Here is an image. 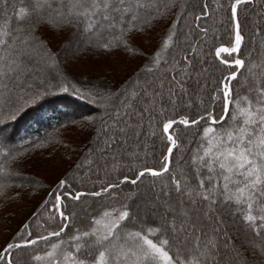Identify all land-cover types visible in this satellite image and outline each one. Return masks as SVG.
<instances>
[{"label":"trees","instance_id":"16d2710c","mask_svg":"<svg viewBox=\"0 0 264 264\" xmlns=\"http://www.w3.org/2000/svg\"><path fill=\"white\" fill-rule=\"evenodd\" d=\"M130 1L133 5L123 1L119 7L117 0H0V188L16 183L9 169L14 157L64 125L79 122L83 117L93 120L90 128L83 127L75 133L83 137L84 144L79 141L81 145L75 146L82 149L81 155L74 163L70 183L61 181V192L56 194L54 205H50L54 216L50 217L53 223L48 224L56 226L64 219L70 224L59 237L45 234L30 243L21 241L24 229L20 233L18 230L11 240H19L4 247L6 254L0 264H40L50 245L64 238L70 251L71 242L74 244L76 264H114L109 242L115 237L122 240L128 233L133 235L135 246L142 253L141 264H165L155 251L157 248L169 264H207L196 251L174 244L176 236L166 222L155 223L151 215L140 225L131 221L129 201L135 195L127 199L131 191L128 190L145 185L152 194L151 186L160 188L161 182L172 190L189 191L187 200L197 204L193 215L199 223L203 209L214 207L210 211L212 220L201 225L205 235L216 224V218L223 217L231 224V244L242 250L234 254L233 264H264V75L259 64L264 59V49L257 42V36L264 35V0L241 2L236 20L233 7L237 0ZM41 14L42 18H49L44 23L57 20L79 28L63 29L65 34L66 30L72 32L69 39L62 40L69 44L66 49L64 44L58 50L53 49L54 40L49 46L34 36L33 23L36 15ZM187 14L189 39H185L188 28L182 27ZM235 21L241 39L240 54L245 61L225 98L224 83L235 68L233 53L224 47L230 46ZM56 28L60 27L56 25ZM144 32H150L149 40L140 36ZM167 36H170L168 41ZM131 38H138L146 52H133L142 63L126 83L98 90L100 85L89 89L66 79L36 94L21 108L8 110L6 101L20 84L37 77L40 71L48 78L62 72L64 66L55 62L59 61V55L69 52L74 54L73 58L81 51V55L90 56L93 51L86 49L85 43L104 51L126 49L125 44ZM152 74L155 76L151 77ZM97 75L102 81L103 75ZM148 77H151L148 85L134 91V85L140 81L146 83ZM73 100L87 108H78ZM225 102L227 114L221 122H216L223 115ZM5 110L9 117H4ZM173 120L197 122L170 125L174 146L169 170L143 174L135 183L128 181L126 178H136L144 169L165 166L169 140L164 125ZM128 124L129 129L115 138L118 128ZM134 149L140 151L131 155ZM87 179L92 182L87 183ZM81 185L99 187L97 191L104 193L87 196L107 199L117 221L107 232L96 231L87 224L81 239L77 234L71 241V235L78 233L72 229L79 230L80 226L79 219H73V203L81 201L76 194L81 192ZM212 189H219L218 195H211ZM238 190L242 194L237 199L228 197L229 192ZM46 204L47 201L42 206ZM223 204L249 232L234 226ZM68 211L71 214L67 215ZM91 212L85 214L84 220L92 219L93 224ZM47 219L50 220L48 216ZM42 226L37 232L34 223L28 234L40 235L50 230L45 223ZM43 240H47L46 245ZM219 250L224 254L223 248Z\"/></svg>","mask_w":264,"mask_h":264},{"label":"rangeland","instance_id":"374dc122","mask_svg":"<svg viewBox=\"0 0 264 264\" xmlns=\"http://www.w3.org/2000/svg\"><path fill=\"white\" fill-rule=\"evenodd\" d=\"M37 1L43 2L45 0ZM123 1L129 5H133L130 0H117V6L120 7ZM138 5L139 4H137V6ZM38 15H36V21L33 23L34 36L36 38L43 39V42L49 46L54 40L55 46L53 49L58 50V47H62L63 44L66 49V45L68 46L69 44L62 40L65 38L66 40L69 39L72 32L70 30H66L67 32L65 34L63 29L65 30L66 27H73L79 30V28H77L73 23H58L57 20H54V18L51 17L50 18L56 23L52 21L44 23V21L49 18H42L44 17L43 14H41V16ZM107 15H109V13H104V16ZM178 15L179 12L174 20L178 17ZM65 20L67 21V19ZM188 20L189 14L185 15L182 26L184 29L188 28L186 29L185 39H189L191 35L189 27L187 26ZM56 25L60 28H56ZM170 32L171 26L169 34ZM149 34L150 32H144V34L140 36L149 40ZM263 37L264 35L261 33L257 36V42L259 48L261 49H264ZM165 39L166 41H168V39L170 40V36H167ZM154 43L155 42L153 40L151 44L154 45ZM230 43V47H238L239 37L233 35ZM85 45L87 46L86 49L93 51L90 56L81 55V51L76 53L73 58L72 56L74 54L72 55L69 52L65 53V56L59 55V61L55 62L64 66L61 69L62 72L60 74H55L52 78H48L46 74L40 71L38 72L37 77L32 76L30 81L20 84L19 88L15 90L11 97H9L6 101L8 110L14 111V109L21 108L36 94L46 89H51V87L57 86L61 81H66V79H73L79 85L89 89L97 85H100L98 90L104 88L107 89V87H115L117 85V87H119L120 84L126 83L129 79L128 77L134 70H136L139 64L142 63L141 58L133 52H135V50H143L146 52V48L141 44V42H139L138 38H131L128 40L125 44L126 49L122 48L121 50L112 49L110 51H104L101 49H93V45H90L89 43H85ZM238 49L240 51V47H238ZM161 51L162 49L160 52ZM239 51L233 52V64L235 69L238 65L244 62L245 59ZM259 64L264 75L263 58L260 59ZM137 70L139 71L140 69ZM98 73L103 75L101 77L102 81H99V77L97 75ZM136 73L137 72H135V74ZM253 74L257 76V74ZM153 76H155V74L151 75V77ZM150 78L148 77L147 82L145 81L146 83H143L142 81L136 83L137 86L134 85V91L137 90L136 87L145 86L146 84L148 85V82L151 81ZM260 80L261 79H258V81ZM229 82L228 78L225 85H228ZM66 83L71 85L68 81ZM155 97H157V95ZM4 112H6L4 117L10 116V113L7 115V110ZM136 117L138 119L140 116L137 114ZM88 118L89 119L87 120L86 117H83L81 121L76 122L77 124L69 123L62 126L61 128L55 130L50 136L45 137V139L40 141L38 144L28 150H25L10 161L9 169L13 173L11 175L13 179L12 181H16V183H11L0 188V206H4L0 209V218L2 217V220H0V263L6 254V250H3L4 247L13 241L19 240H11L12 236L16 234L18 230V233H20L24 229L25 236L21 237L22 240H20L25 243H30L36 241L35 238L38 236L45 234L52 238L59 237L70 224V222L68 224L65 222L67 221L66 219L56 226L48 224L53 223L52 218L50 217L54 216V213L50 210V205H54L56 198H58V195L56 194L61 192L63 185L61 184V181L65 180V184L70 183L75 165L74 163H76L77 157L81 155L80 151L82 150H78L75 146H78V144L81 145L79 141L84 144L83 137L75 136V133H78V129L80 128H90L92 126L93 120L90 119V117ZM165 125L167 128L170 126L169 123H166ZM130 126L131 125L128 124L126 126L124 125L123 127H119L118 133L115 134V138L118 135L122 136ZM111 143H114L113 139L111 140ZM139 151L140 150L137 151L134 149L130 154L133 155L137 152L139 153ZM126 179L135 183L140 178L137 180H135L136 178ZM85 181L87 183L92 182L90 179ZM102 185L103 184H100V186ZM159 187L160 188H158L157 185L151 186L152 194L147 191L145 185H142V187H132L128 190V192L130 190L131 191L127 194V199H129V196L132 194L135 195V198H131L129 201L131 204V221L140 225L144 222L146 216L151 215L153 222L158 224L166 222L168 224V228L176 236L173 239L175 245L183 246L189 251H196L197 256L205 259L207 264H233L232 258L234 257V254L240 253L242 250L240 251L238 246L234 247L231 244V224H227L228 221L224 220L223 217L221 219L216 218V224L214 223L210 227V231H207L205 235L201 229V225L203 222H210V220H212L210 211L214 207L211 206L208 210L203 209L201 213L202 220L201 223H199L193 215V209L198 206L194 201L187 200L190 194L186 188L172 190L167 187L165 182H161ZM80 188L81 192L78 191L76 194L80 196L81 201L73 203V205H75L73 208L75 209L73 210L74 215L72 214L73 219H79L78 223L80 226L79 230L72 229V232L76 230L78 233H73L71 235V241L76 239L77 234L79 240L81 239L87 224H90L87 226H92L96 231L101 230L107 232L115 227V223L117 221L116 215L111 213V209L108 208L109 203L105 201L107 199H95V197L87 196L93 194L100 195L104 193L97 191L99 187L96 185H89L87 187L81 185ZM218 190L219 189L210 190L211 195H218ZM223 191H225L224 188ZM241 194L242 192L239 190L232 191L229 192L228 197L237 199V197ZM201 197L202 199H205L204 196ZM46 201L47 204L42 206ZM69 204H71V202H69ZM222 206L224 207L226 205L223 204ZM224 208L229 211L234 226L236 228L243 227L239 225V220L233 216L231 209H229V207L228 209L227 207ZM89 211H92L91 213H93V224L91 223L92 219L86 218V220H84L86 217L85 214L89 213ZM69 213V211L66 212L67 215H69ZM4 216H7V218ZM47 216L50 220H46ZM89 216H91V214H89ZM3 220H5L4 223H1ZM40 220H43V223H45L50 230L38 233L40 235H29L28 231L32 229L34 223L37 225V232L43 229V223H41ZM26 225L28 226L26 227ZM226 227L229 228L227 229ZM241 230H244V232L248 231L245 226L241 228ZM203 236H207L208 238H203ZM115 238L116 239L109 242L112 262L114 264H141L143 256L139 247L135 246L133 235L128 233L124 235L122 240H117V237ZM66 241L67 240H65V238L64 240L58 239L57 241H54L52 245H50L49 249L44 252L42 258H40V264H76L77 258L73 255L74 244L71 242L70 251L67 249ZM43 243L46 245L47 240H43ZM94 244H97V242H94ZM219 247L223 248L224 254L220 252ZM155 251L161 256V259H163L162 261L165 264H169L165 254H163L161 250L157 248ZM33 255L35 254L33 253ZM249 257L251 258L250 255ZM246 258H248V256Z\"/></svg>","mask_w":264,"mask_h":264},{"label":"water","instance_id":"95a60500","mask_svg":"<svg viewBox=\"0 0 264 264\" xmlns=\"http://www.w3.org/2000/svg\"><path fill=\"white\" fill-rule=\"evenodd\" d=\"M244 1H246V0H237L236 3H235V5H234V7H233V15H234L235 20H236L237 6L241 2H244ZM236 73H237V71L234 72V73H232L230 75L231 81H233L234 75ZM226 114H227V106H225L224 113H223L222 117L220 118V120H218L216 122H221L225 118ZM212 121L214 122V120H212ZM177 122L178 123H183L185 125H188V124H194V123H196L197 120L196 121H193V122H188V121H185V120H173V121H170V123H177ZM173 141H174L173 136H169V145H168V148H167V162H166L165 166L163 168L155 167V168L144 169V170L140 171V173L138 174V176L136 177L135 180L139 179L143 174H146V173L151 174V175H155V174H160V173H163V172L169 170V168L171 166V162H172V146H173Z\"/></svg>","mask_w":264,"mask_h":264},{"label":"bare ground","instance_id":"6f19581e","mask_svg":"<svg viewBox=\"0 0 264 264\" xmlns=\"http://www.w3.org/2000/svg\"><path fill=\"white\" fill-rule=\"evenodd\" d=\"M73 104H75L78 108H80V109H82V110L87 108L86 105H84V106H80V105L77 104L74 100H73Z\"/></svg>","mask_w":264,"mask_h":264}]
</instances>
